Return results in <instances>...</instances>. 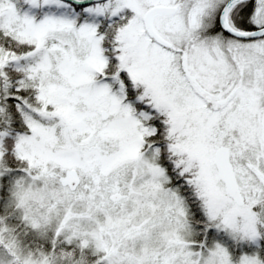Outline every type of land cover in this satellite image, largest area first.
Instances as JSON below:
<instances>
[{
  "label": "snow or ice",
  "instance_id": "1",
  "mask_svg": "<svg viewBox=\"0 0 264 264\" xmlns=\"http://www.w3.org/2000/svg\"><path fill=\"white\" fill-rule=\"evenodd\" d=\"M0 264H264V0H0Z\"/></svg>",
  "mask_w": 264,
  "mask_h": 264
}]
</instances>
